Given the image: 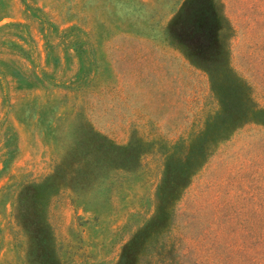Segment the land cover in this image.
Segmentation results:
<instances>
[{"label":"rangeland","instance_id":"1","mask_svg":"<svg viewBox=\"0 0 264 264\" xmlns=\"http://www.w3.org/2000/svg\"><path fill=\"white\" fill-rule=\"evenodd\" d=\"M212 78L264 108V0H0V264H117L163 179L133 264H264V123L182 178Z\"/></svg>","mask_w":264,"mask_h":264},{"label":"trees","instance_id":"2","mask_svg":"<svg viewBox=\"0 0 264 264\" xmlns=\"http://www.w3.org/2000/svg\"><path fill=\"white\" fill-rule=\"evenodd\" d=\"M223 47L218 46L215 50V52H213L211 55H217L218 53H220V51L223 53ZM197 57V55L191 53L188 58L191 57ZM212 57V56H210ZM200 59H207V57H202ZM198 59V60H200ZM192 60V64L196 65V66H200L195 62V59L193 61ZM201 67V66H200ZM203 68V67H202ZM206 68H210L211 67H206ZM205 69V68H204ZM211 84L212 86L215 88V93L217 95V103H218V109L216 111H214L213 115L207 117L208 119V124L207 126L204 127L203 130H200L199 132L202 133V135L204 136L203 140H200L197 144L193 143L191 145V147L189 149H187L186 151V155L184 158L187 157V159L185 160L184 163H182V178H187L188 176H190L191 172V165L193 164V162L195 160H197L200 156H202V152H204V150L206 149V147L212 143H214V141H216L218 139V135H214V137L209 138L207 136V132L212 129L211 127H209V124H217V122L219 123V125L217 124V127L219 129V134H221V136H223V138L227 137V135H229L230 131L234 130L235 126L237 127L241 122H243L244 120H248V114L250 115L251 120L254 121H258L260 123H264V108L263 107H252L251 109H249L246 113L239 115L238 117H235L232 113H230L231 108H234L235 106H237V103L240 101L238 99V97L235 96V94L233 93L234 87H235V83L233 81L230 82L229 85L224 84V89L222 90L221 86L219 87L217 84V81L215 79H211ZM226 87V88H225ZM230 91V93H229ZM246 114V115H245ZM245 116L244 118H242L243 121H239V119ZM247 117V119H246ZM206 119V121H207ZM229 132V133H228ZM227 133V135H226ZM183 146V145H182ZM183 160V159H182ZM166 183V181H164V179L161 182V191L160 193L158 192V194H160V196H162V204L160 207H158V209L156 210V212L154 213V215L148 220L146 221V223H144V225L136 230L130 237V239L123 245V248L121 250V253L119 255V259L117 264H133V260L134 257H136V253L138 254L139 251L145 247V241H146V237H150V235L152 236L153 234H155V236L158 234V232H165V230H168L169 227H167V216L166 214L168 213V206L165 202L166 198L168 197H174L176 190L173 189H166V187L164 186ZM184 186V185H183ZM167 212V213H166ZM159 219V223L155 222ZM141 235L142 238L141 239ZM146 238V239H145ZM165 244V243H164ZM163 244V246H164ZM159 254H162V248L161 247H157ZM158 262L160 264H163V261L158 260Z\"/></svg>","mask_w":264,"mask_h":264}]
</instances>
